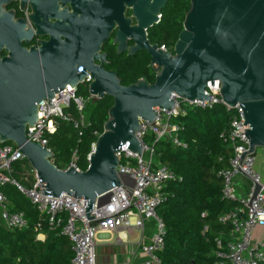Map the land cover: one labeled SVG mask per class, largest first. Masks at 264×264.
Segmentation results:
<instances>
[{"label":"water","instance_id":"95a60500","mask_svg":"<svg viewBox=\"0 0 264 264\" xmlns=\"http://www.w3.org/2000/svg\"><path fill=\"white\" fill-rule=\"evenodd\" d=\"M0 0V15L3 3ZM120 2L130 0H119ZM170 0H139L150 5V11L138 12L141 24L153 27L160 22V14ZM24 3L25 0H22ZM148 6V5H147ZM149 7V6H148ZM0 35H3V17H0ZM138 49V41L136 40ZM155 83L144 79L129 86L122 85L113 72L106 73L92 66L75 67L74 61L52 84L42 86L21 83L17 67H10L6 85L3 73V117L0 120V144H14L21 149L42 182L47 197L61 198L63 194L87 202L86 216L91 217L95 204L110 201L109 191L135 181L118 173V154L123 147L142 158L143 146L136 133L141 122H154L155 108L171 111L175 102L182 100H209V83L221 84V96L232 109L244 110V133L251 143L250 152L256 156L264 148V0H191V8L184 20V28L174 46L173 53L164 52L157 45L148 47ZM88 74L93 81L89 92L94 102L108 96L114 101L109 120L90 154L85 172L74 167L60 170L52 162L53 152L48 147L32 143L27 128L35 129L38 105L71 85L77 87ZM123 187V186H122ZM256 186L253 199L260 191ZM130 202H136L132 190Z\"/></svg>","mask_w":264,"mask_h":264},{"label":"built area","instance_id":"2783aa9c","mask_svg":"<svg viewBox=\"0 0 264 264\" xmlns=\"http://www.w3.org/2000/svg\"><path fill=\"white\" fill-rule=\"evenodd\" d=\"M160 50L173 53L166 45H161ZM83 70L80 68L79 72ZM93 79L90 74L77 87L67 85L53 99H46L38 105V120L35 129L27 128L28 140L49 148V136L57 131V120H70L68 109L74 105L80 115L74 127L80 129L86 125L85 109L94 96L89 97L79 94L82 87L89 90ZM221 84L215 81V85L209 83L206 94L209 100L194 101L182 100L178 96H172L175 102L174 108H155L156 119L150 123L141 122L140 130L136 133L144 150L142 158L123 147L118 154L120 165L118 173L126 175L135 181L133 187L127 184L109 191L110 201L104 205L95 204L91 217L86 216L87 202L85 200L63 194L61 198L47 197L45 188L35 170H32L34 181L31 187L23 186L14 176V165L26 160L25 155L16 145L0 144V220L7 230H21L29 226L24 213H15L10 210L7 195L4 192L6 186L16 187L38 210L41 215L48 218L52 226L60 227L63 234L71 241L74 252L72 264H97L96 238L102 232H117L119 230H137L143 234L147 224L154 223L156 230L148 243L140 246L142 252L148 256L146 264H161L156 255L165 247L163 233L164 221L159 217L158 208L165 200L163 190L166 186L178 179L177 175L162 165H156L155 144L158 141L167 140L175 146L187 148L180 141L178 132L183 129L172 121L173 118L184 116L190 108L213 109L216 106H224L227 110H233L230 127L222 137L232 146V156L229 167L220 170L217 177L223 185V200L239 202V208L224 214L220 222L228 224L232 228L231 241L224 249L220 244L218 264H259L264 260V180L257 169V157L251 150V143L244 133L245 116L242 107L235 109L227 106L221 96ZM148 135L154 136V144L145 142ZM95 145L93 146L94 149ZM49 150H51L49 148ZM52 151V150H51ZM124 161L122 163L121 161ZM79 156L77 151L72 155V160L67 169L74 167L79 172H85L78 167ZM90 156L88 157L89 166ZM63 170V171H65ZM247 179L249 188L240 195L237 182L239 179ZM260 191L253 199L256 186ZM134 191L136 202H130V195L123 187ZM124 264H132L126 262Z\"/></svg>","mask_w":264,"mask_h":264},{"label":"trees","instance_id":"16d2710c","mask_svg":"<svg viewBox=\"0 0 264 264\" xmlns=\"http://www.w3.org/2000/svg\"><path fill=\"white\" fill-rule=\"evenodd\" d=\"M190 8L191 0L169 2L160 23L152 30L159 46L174 49ZM140 79L154 84V69L147 77L143 70L136 73L130 85ZM79 94L89 97L88 88L82 87ZM113 104V99L108 96L96 102L90 100L84 113L86 125L80 129L74 127L80 117L74 105L68 109L70 120H57V131L49 136L48 146L53 152L52 162L58 169H67L77 151L78 167L87 170L88 157L104 132ZM232 116L233 110L224 106L190 108L186 115L172 119L183 127L178 137L187 148L167 140L158 141L154 146L155 164L167 167L178 177L163 190L165 200L158 208L159 217L165 224V247L156 254L161 264H218L220 244L226 249L231 241L232 228L221 223L220 218L240 205L238 201L223 200V185L217 173L229 167L232 156L231 144L222 137L230 127ZM144 141L154 144V136L148 135ZM14 169L15 178L23 186L31 187L34 176L30 163L20 161ZM3 190L10 210L24 213L29 226L11 231L0 225V264H72V243L62 228L52 226L16 187L9 185ZM39 235H45V241L39 240ZM259 264H264V260Z\"/></svg>","mask_w":264,"mask_h":264},{"label":"flooded vegetation","instance_id":"af4514ba","mask_svg":"<svg viewBox=\"0 0 264 264\" xmlns=\"http://www.w3.org/2000/svg\"><path fill=\"white\" fill-rule=\"evenodd\" d=\"M138 1L25 0L23 3L15 0L3 3L0 120L3 117V73L6 85H10V67H17L21 83L42 86L52 84L56 76L71 67L72 61L82 70L92 66L106 73L113 72L125 86H129L141 70L144 77L149 76L152 63L148 47H160L152 36L153 28L160 22L153 27L141 24L137 14L150 11V5L146 2L138 5ZM163 13L164 10L160 19Z\"/></svg>","mask_w":264,"mask_h":264},{"label":"crops","instance_id":"0c3cea01","mask_svg":"<svg viewBox=\"0 0 264 264\" xmlns=\"http://www.w3.org/2000/svg\"><path fill=\"white\" fill-rule=\"evenodd\" d=\"M257 169L264 180V148L256 151ZM238 192L243 195L249 188L247 179H239L237 182ZM153 222L147 224L144 234L137 230H119L117 232H102L96 238V260L97 264H146L149 258L140 246L143 242L148 243L154 234ZM38 239L45 241V235H39Z\"/></svg>","mask_w":264,"mask_h":264},{"label":"rangeland","instance_id":"374dc122","mask_svg":"<svg viewBox=\"0 0 264 264\" xmlns=\"http://www.w3.org/2000/svg\"><path fill=\"white\" fill-rule=\"evenodd\" d=\"M261 148H258L257 150H260ZM0 216H1V214H0ZM0 225H1V220H0ZM153 230H156V227H154V229Z\"/></svg>","mask_w":264,"mask_h":264}]
</instances>
